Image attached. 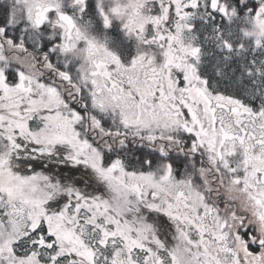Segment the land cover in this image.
Listing matches in <instances>:
<instances>
[{"label": "snow or ice", "instance_id": "snow-or-ice-1", "mask_svg": "<svg viewBox=\"0 0 264 264\" xmlns=\"http://www.w3.org/2000/svg\"><path fill=\"white\" fill-rule=\"evenodd\" d=\"M0 264H264V0H0Z\"/></svg>", "mask_w": 264, "mask_h": 264}]
</instances>
